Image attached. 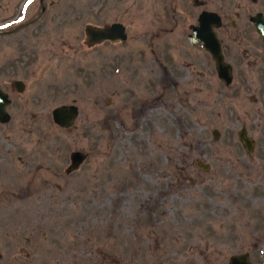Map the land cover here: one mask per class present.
<instances>
[{
    "label": "rangeland",
    "instance_id": "374dc122",
    "mask_svg": "<svg viewBox=\"0 0 264 264\" xmlns=\"http://www.w3.org/2000/svg\"><path fill=\"white\" fill-rule=\"evenodd\" d=\"M163 1L45 0L41 21L10 34L41 5L0 0V85L13 101L0 124V264H229L245 253L264 264L255 56L220 33L235 68L227 88L180 26L195 18L166 32ZM119 22L126 41L87 44L86 26ZM62 105L79 108L70 129L52 120ZM74 152L87 158L68 174Z\"/></svg>",
    "mask_w": 264,
    "mask_h": 264
},
{
    "label": "flooded vegetation",
    "instance_id": "af4514ba",
    "mask_svg": "<svg viewBox=\"0 0 264 264\" xmlns=\"http://www.w3.org/2000/svg\"><path fill=\"white\" fill-rule=\"evenodd\" d=\"M38 1L41 5V11L39 12L38 15H35L34 17L30 18L26 22L27 24L36 23V22L41 21L45 13H47L48 11V7L44 2L45 0H38ZM102 2H105V0H102ZM163 2H164V10L162 13L166 17L165 22L167 23V30H166L167 33L173 32V30L177 29L180 24H183L182 22H180L179 20H176L175 18L181 17V16L184 17L185 15L187 17L195 18L196 22L194 25L193 24L191 25L190 23L191 21L189 19H187L186 25L189 23L187 27L186 25L185 26L180 25L185 30L187 29L192 30V34L190 33L187 34V38L189 39L191 46H197L198 44H201L203 46L202 42L199 41L193 44L190 39L191 36L195 35L193 30L194 28L200 25L199 21L201 17L207 13V14H213L215 16V17H212L213 20H216V18H218V22H213L211 33L213 32L214 34H216L217 38L219 39L221 43L225 62L231 67L230 73L232 75V82L230 84L228 83L226 84L224 80L220 79L221 81L225 83L227 88L231 86L234 81L235 68L234 66H232V64L230 63L231 61L229 59V55L232 52L231 46L229 45V43L227 45L224 44V41L222 40L221 35L225 32V35L228 38V35L237 33L238 39L247 40L249 42L248 45H250V47L249 48L247 47V49H245L247 51L246 54L255 56V63L250 62V67L256 68L261 98L262 100H264V0H164ZM233 2L236 8H239L241 11H243L242 14L236 13L237 20H234L231 14V8H232ZM185 4L186 5L188 4L189 7L193 5L192 7L195 10H192L189 12L185 11L183 9ZM23 14L25 16V11L23 12ZM255 21H257L258 23L257 26L255 25ZM217 25H220V26L218 27ZM15 30L16 29H12L6 33L12 32L10 34H17L19 31L14 32ZM180 33L184 34L186 32L184 33L180 32ZM220 33L222 34L220 35ZM228 39H230V37ZM216 71H217V67H216ZM216 74H218V71ZM218 77H219V74H218ZM261 104L264 106V101H262ZM244 128L247 130L246 127H243L238 133V138H239L240 132ZM247 132L249 134L248 130ZM256 147H257V141H256ZM256 147L254 151L256 150ZM243 149L248 155H251L254 153V151L252 153H249L244 148V146H243ZM250 258H251V255H250Z\"/></svg>",
    "mask_w": 264,
    "mask_h": 264
},
{
    "label": "water",
    "instance_id": "95a60500",
    "mask_svg": "<svg viewBox=\"0 0 264 264\" xmlns=\"http://www.w3.org/2000/svg\"><path fill=\"white\" fill-rule=\"evenodd\" d=\"M212 17H215L213 14H204L200 21L199 26L194 28V36H191L190 39L193 44L197 42H202L204 48L209 51L216 62L217 71L220 79L224 80L225 83L230 84L232 82V75L230 73L231 67L225 62L224 55L222 52V47L219 39L216 34L211 33V28L213 27V22H218V18L213 20ZM212 21V22H211ZM212 23V24H211ZM257 21L255 25L257 26ZM27 24L22 25L14 32H17ZM218 27L220 25H217ZM87 35V44L90 46H95L102 44L103 42H112L117 43L120 41H126L128 39L126 27L122 24L115 23L112 25H106L102 28L88 25L85 28ZM16 91L20 94L25 91V84L22 81H15L13 83ZM13 101L10 99L9 94L4 91L0 85V124H9L12 121V116L8 111V108L12 105ZM79 108L75 105H62L55 108L52 111L53 122L63 128L70 129L74 126L76 120L79 117ZM220 132L215 130L214 137L218 139ZM240 141L242 142L244 148L252 153L256 147V142L248 136L247 130L244 128L240 132ZM86 155L81 152H74L71 155V165L67 169V173L71 174L81 167L85 162ZM209 165H205L204 169L209 170ZM229 264H253L250 261V255L248 253L241 255H234L230 258Z\"/></svg>",
    "mask_w": 264,
    "mask_h": 264
},
{
    "label": "bare ground",
    "instance_id": "6f19581e",
    "mask_svg": "<svg viewBox=\"0 0 264 264\" xmlns=\"http://www.w3.org/2000/svg\"><path fill=\"white\" fill-rule=\"evenodd\" d=\"M190 145L193 147L195 146L194 143H191ZM195 149H196V147H194L193 150H195ZM179 155L181 157L185 158L186 160L188 159V161L190 160L189 158H191V156H190L191 154L189 152L184 153L183 151H179ZM186 166L188 167V165H184V167H182V168H183V170H185L186 173L190 174V172H189L190 169L188 170V168Z\"/></svg>",
    "mask_w": 264,
    "mask_h": 264
}]
</instances>
